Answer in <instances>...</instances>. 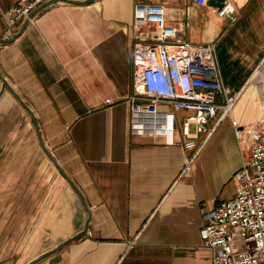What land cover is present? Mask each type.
<instances>
[{
  "label": "crops",
  "instance_id": "1",
  "mask_svg": "<svg viewBox=\"0 0 264 264\" xmlns=\"http://www.w3.org/2000/svg\"><path fill=\"white\" fill-rule=\"evenodd\" d=\"M224 1L54 0L10 40L1 12L18 0H0V264H209L202 214L235 195L248 149L231 119L260 115L252 86L231 116L191 131L192 147L190 111L174 112L171 135H133L127 97L132 46L156 34L134 22L138 3L163 5L181 40L213 43L223 85L244 90L264 43L255 58L225 43L226 72L217 46L256 17L264 39V0H230L232 24L215 11Z\"/></svg>",
  "mask_w": 264,
  "mask_h": 264
},
{
  "label": "built area",
  "instance_id": "2",
  "mask_svg": "<svg viewBox=\"0 0 264 264\" xmlns=\"http://www.w3.org/2000/svg\"><path fill=\"white\" fill-rule=\"evenodd\" d=\"M54 0H18L1 12L3 38L17 36L33 24ZM203 5L207 0H190ZM230 24L240 15L230 0L215 9ZM136 24H153L154 39L132 46V92L129 128L133 135H171L176 129L174 112L190 111L180 121L185 145L193 146L194 133L207 132L209 120L231 116L242 90L232 92L223 85L215 64L213 43L194 44L181 40L180 30L166 24L164 6L138 3L133 9ZM253 82L262 94L261 113L249 124L231 119L239 144L248 155L236 173L232 199L203 212L201 244L209 253V264H264V53L245 82Z\"/></svg>",
  "mask_w": 264,
  "mask_h": 264
},
{
  "label": "rangeland",
  "instance_id": "3",
  "mask_svg": "<svg viewBox=\"0 0 264 264\" xmlns=\"http://www.w3.org/2000/svg\"><path fill=\"white\" fill-rule=\"evenodd\" d=\"M262 21H259V18L256 17L253 22L249 24L250 28L248 29H241L243 24L239 22L234 27H229V33L225 40L220 42L217 46L216 58L218 59L221 64H224V71H228L230 67V62L228 59L226 60V46L225 43L230 42L231 49L238 52H244L252 58H255V54L261 52V48L259 47V43H264V39H260L259 36L256 34V26L261 25ZM253 28V30L251 29ZM264 38V37H263ZM261 40V41H260ZM216 59V60H217ZM226 61V62H225ZM251 73V72H250ZM249 73V75H250ZM248 75V76H249ZM248 78V77H247ZM252 86V93L250 97L258 104L260 113L262 107V94L260 90L254 86L253 82H249L245 85L244 90L241 93H245V89ZM259 117V116H258ZM190 131H194V126L190 125Z\"/></svg>",
  "mask_w": 264,
  "mask_h": 264
},
{
  "label": "water",
  "instance_id": "4",
  "mask_svg": "<svg viewBox=\"0 0 264 264\" xmlns=\"http://www.w3.org/2000/svg\"><path fill=\"white\" fill-rule=\"evenodd\" d=\"M15 37H16V36L12 37L11 39H14ZM11 39H10V40H11Z\"/></svg>",
  "mask_w": 264,
  "mask_h": 264
}]
</instances>
